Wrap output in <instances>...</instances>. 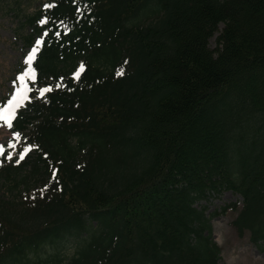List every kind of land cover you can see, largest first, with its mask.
Instances as JSON below:
<instances>
[{"label": "trees", "instance_id": "16d2710c", "mask_svg": "<svg viewBox=\"0 0 264 264\" xmlns=\"http://www.w3.org/2000/svg\"><path fill=\"white\" fill-rule=\"evenodd\" d=\"M46 5L20 19L36 85L11 129L33 149L0 167L27 190L0 197V264H221L231 211L264 251V0Z\"/></svg>", "mask_w": 264, "mask_h": 264}, {"label": "rangeland", "instance_id": "374dc122", "mask_svg": "<svg viewBox=\"0 0 264 264\" xmlns=\"http://www.w3.org/2000/svg\"><path fill=\"white\" fill-rule=\"evenodd\" d=\"M49 1L0 0V107L7 105L15 89L20 86L17 77L27 70L28 65L25 61L33 51V49H27L19 38L20 19L23 15L34 12ZM216 38L217 35L210 41V46L213 49L217 47ZM38 42L39 40L36 43L39 44ZM26 83L29 88L33 89L35 82L28 79ZM29 97H31L30 93ZM27 102L25 101V104ZM14 134L17 133L9 129L6 122L0 121V145L7 149L4 155L0 157V166L19 161L20 154L30 147L27 140L20 136L19 140H15ZM9 142L16 144L14 150L8 148ZM10 152L12 153L11 161L7 159ZM12 190L10 183H0V197H11L13 194H16L20 200L26 197L27 190L25 188L19 187ZM241 200L240 196L231 191H226L220 197L213 198L210 202L203 204L208 206L210 213H213L221 211L222 207L228 204L240 203ZM235 216L236 213L231 211L228 214L216 216L212 221L214 239L222 249L221 264H264V251L250 240L248 232L241 237L232 225ZM72 249L69 247L67 255H72Z\"/></svg>", "mask_w": 264, "mask_h": 264}, {"label": "snow or ice", "instance_id": "6c2138e0", "mask_svg": "<svg viewBox=\"0 0 264 264\" xmlns=\"http://www.w3.org/2000/svg\"><path fill=\"white\" fill-rule=\"evenodd\" d=\"M54 6L55 5H46V8H50ZM47 22H48L47 19L41 21L42 24H46ZM38 43L42 44V41ZM36 55H37V50L34 49L32 53L26 58L25 62L28 65V68L23 74H20L17 77L20 86L15 89V92L12 95L11 99L7 102V105L5 107H0V121L6 122L9 129H11L13 126V120L16 117L17 109L24 106L25 101H29L30 99L29 93L32 91V89L28 87L26 81L28 79H31L33 82H35L36 80V73L34 68L32 67ZM83 71H84V67L83 65H81L79 71L75 74V78L79 79L80 73H82ZM118 74L122 75L123 71L121 70L120 72H118ZM61 86L62 85L58 84L56 87H61ZM50 91H52L50 87L40 89L39 90L40 97L43 98V96ZM14 139L19 140L20 139L19 134H14ZM8 148L14 150L16 148V144L13 142H9ZM30 150L31 148L29 147L24 152H22L19 156V159L23 160L27 155V152ZM5 151H7V149L3 145H0V157L4 155ZM7 159L11 161L12 159L11 152L8 154Z\"/></svg>", "mask_w": 264, "mask_h": 264}]
</instances>
